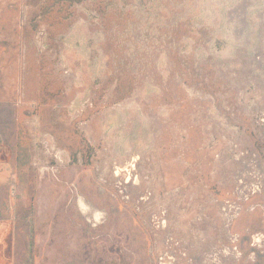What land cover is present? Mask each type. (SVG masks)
I'll use <instances>...</instances> for the list:
<instances>
[{"label": "rangeland", "instance_id": "374dc122", "mask_svg": "<svg viewBox=\"0 0 264 264\" xmlns=\"http://www.w3.org/2000/svg\"><path fill=\"white\" fill-rule=\"evenodd\" d=\"M4 219L3 264H264V0H0Z\"/></svg>", "mask_w": 264, "mask_h": 264}, {"label": "crops", "instance_id": "0c3cea01", "mask_svg": "<svg viewBox=\"0 0 264 264\" xmlns=\"http://www.w3.org/2000/svg\"><path fill=\"white\" fill-rule=\"evenodd\" d=\"M7 223L4 220H0V246H1V251H3V254L5 255L6 252H8L7 245L5 243V235L7 231ZM0 264H3L0 262Z\"/></svg>", "mask_w": 264, "mask_h": 264}, {"label": "bare ground", "instance_id": "6f19581e", "mask_svg": "<svg viewBox=\"0 0 264 264\" xmlns=\"http://www.w3.org/2000/svg\"><path fill=\"white\" fill-rule=\"evenodd\" d=\"M86 207V206H85Z\"/></svg>", "mask_w": 264, "mask_h": 264}]
</instances>
